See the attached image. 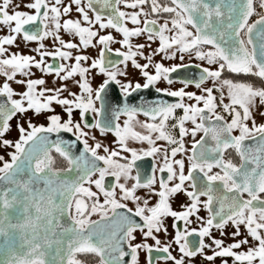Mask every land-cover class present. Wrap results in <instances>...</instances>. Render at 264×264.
I'll return each mask as SVG.
<instances>
[{
	"label": "snow or ice",
	"instance_id": "6c2138e0",
	"mask_svg": "<svg viewBox=\"0 0 264 264\" xmlns=\"http://www.w3.org/2000/svg\"><path fill=\"white\" fill-rule=\"evenodd\" d=\"M0 264H264V0H0Z\"/></svg>",
	"mask_w": 264,
	"mask_h": 264
},
{
	"label": "flooded vegetation",
	"instance_id": "af4514ba",
	"mask_svg": "<svg viewBox=\"0 0 264 264\" xmlns=\"http://www.w3.org/2000/svg\"><path fill=\"white\" fill-rule=\"evenodd\" d=\"M142 259H143V257H142Z\"/></svg>",
	"mask_w": 264,
	"mask_h": 264
}]
</instances>
